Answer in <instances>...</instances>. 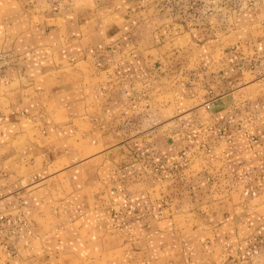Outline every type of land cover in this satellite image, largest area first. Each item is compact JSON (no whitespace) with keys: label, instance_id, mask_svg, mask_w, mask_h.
I'll return each instance as SVG.
<instances>
[{"label":"crops","instance_id":"obj_1","mask_svg":"<svg viewBox=\"0 0 264 264\" xmlns=\"http://www.w3.org/2000/svg\"><path fill=\"white\" fill-rule=\"evenodd\" d=\"M0 264H264V0H0Z\"/></svg>","mask_w":264,"mask_h":264},{"label":"rangeland","instance_id":"obj_2","mask_svg":"<svg viewBox=\"0 0 264 264\" xmlns=\"http://www.w3.org/2000/svg\"><path fill=\"white\" fill-rule=\"evenodd\" d=\"M183 1H185V0H183ZM187 2H189V0H187ZM193 7H195V5H194ZM202 8H203V5H202V3H201V4L199 5L198 9H199V10H203Z\"/></svg>","mask_w":264,"mask_h":264},{"label":"built area","instance_id":"obj_3","mask_svg":"<svg viewBox=\"0 0 264 264\" xmlns=\"http://www.w3.org/2000/svg\"><path fill=\"white\" fill-rule=\"evenodd\" d=\"M204 106H205V108H207V109L209 108V104H208V103H206Z\"/></svg>","mask_w":264,"mask_h":264}]
</instances>
